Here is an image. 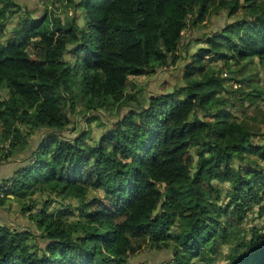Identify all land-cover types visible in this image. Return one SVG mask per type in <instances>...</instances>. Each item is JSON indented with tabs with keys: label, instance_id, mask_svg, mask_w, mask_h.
<instances>
[{
	"label": "trees",
	"instance_id": "16d2710c",
	"mask_svg": "<svg viewBox=\"0 0 264 264\" xmlns=\"http://www.w3.org/2000/svg\"><path fill=\"white\" fill-rule=\"evenodd\" d=\"M65 1L81 14L0 0V208L19 204L45 242L0 224V264H264V0ZM224 10L237 19L201 37L182 84L143 98ZM72 114L115 120L67 138Z\"/></svg>",
	"mask_w": 264,
	"mask_h": 264
},
{
	"label": "rangeland",
	"instance_id": "374dc122",
	"mask_svg": "<svg viewBox=\"0 0 264 264\" xmlns=\"http://www.w3.org/2000/svg\"><path fill=\"white\" fill-rule=\"evenodd\" d=\"M18 4L21 5V7L23 8L22 10H28L32 13L33 17H40L44 14L45 10H48V12L51 14V12L53 10H55V13L58 15H61L62 19H64V21L69 18V13L74 11L76 14H81L78 8H76L73 4H68V6L71 7H64L67 3L65 0L61 1V2H57L54 5L51 3V1H47V0H15ZM79 2V0H76ZM75 2V1H74ZM50 7H52V9L50 10ZM56 8V9H55ZM21 11V12H23ZM71 14V13H70ZM73 14L70 16V18L73 17ZM17 15H14L9 22L7 23L8 25V29L9 31L12 29V27L15 24ZM79 19L80 17H76V19ZM241 18V17H239ZM237 18L234 17H228L227 16V12L226 10L221 11L217 14H210L206 20V24H202L199 25L197 28H190L188 29V31H186L185 33H183V39L180 42L181 46L184 48V46L186 45V47L188 48L187 51H184L183 48H181V52L184 55V59L176 66V67H172L170 66V68H167L166 70L160 71L156 76L149 78L147 80H145L143 82V84L141 85V90L140 92L137 91L138 95L140 93L141 96H143V98L148 97L149 95H153V94H158L160 92H166V91H172L174 89V87L181 85L182 84V71L183 68L185 66V64L190 60V56L192 53H194L198 47H200L202 45V43H204V41L207 40V38L209 37V35H211L214 32H217L218 30H220L226 23L228 22H232ZM78 23H81V19L78 20ZM201 37L203 38V42L202 43H198V41L201 40ZM185 44V45H182ZM204 45V44H203ZM183 50V51H182ZM210 65L214 66V69L217 70L220 67H223V64L220 62H213L210 63ZM261 73H264L263 71ZM223 74H228L227 70L224 69L223 70ZM227 87L232 85L233 82L232 81H228L227 83ZM228 98V96H226ZM231 98V97H229ZM133 106V105H132ZM130 106L124 107L121 111V114H123L124 112H126L128 109H130ZM233 113L235 114L236 117L239 118H243V116L247 113L249 117H253L256 116V112L252 107H249L246 111V113H242L241 110H237V111H233ZM71 118L73 119V125L69 128L70 130L65 131L64 135H66L67 138H74L76 137L81 129H87L88 127L91 128L92 133L91 136L93 139H95L98 135H100V133H102V131L105 129V126L109 123V122H113L115 120V118H111L110 116L107 117L108 120L104 119L105 123L102 124L98 121H92L91 123H87L86 119L84 118H78V115H71ZM84 120V121H82ZM80 121H82L80 123ZM108 122V123H106ZM86 123V124H85ZM90 124V125H89ZM110 124V123H109ZM105 125V126H104ZM87 127V128H86ZM41 135V134H40ZM42 136L37 137L36 138V142H38L40 140ZM91 141V140H89ZM25 155H20L14 159H11L10 161L6 162L5 159L2 157L1 159V165L3 164H12L15 161L18 162L15 163L16 165H18L17 167H20L23 164V159H24ZM4 169L6 168H0V174H2L4 172ZM13 169V168H10ZM8 170V173L10 174L12 171ZM65 202H69V200H64ZM19 204L14 203L11 204V206H6L5 208H0V224H6L7 226H10L11 228H15V229H19V230H30L33 232L34 234V238L35 241L40 245V246H44L45 242L42 240V238L40 237V235L38 234V232L36 231L35 227H34V223H31L27 220L26 216L23 215V213L20 210V206H18ZM51 209L50 211H56L59 207L60 204L57 203H51L50 205ZM57 208V209H56ZM230 248H225L224 249V254H227L230 252ZM165 255V257H164ZM162 256V260L158 263H153V264H163L167 257L166 254H164ZM223 258V257H222ZM220 262H224L226 261V258H223L221 260H219Z\"/></svg>",
	"mask_w": 264,
	"mask_h": 264
},
{
	"label": "crops",
	"instance_id": "0c3cea01",
	"mask_svg": "<svg viewBox=\"0 0 264 264\" xmlns=\"http://www.w3.org/2000/svg\"><path fill=\"white\" fill-rule=\"evenodd\" d=\"M163 255L164 254L162 252H145V253L139 255L138 257H135V260L134 261L132 260V263H135V264L158 263L162 260Z\"/></svg>",
	"mask_w": 264,
	"mask_h": 264
},
{
	"label": "built area",
	"instance_id": "2783aa9c",
	"mask_svg": "<svg viewBox=\"0 0 264 264\" xmlns=\"http://www.w3.org/2000/svg\"><path fill=\"white\" fill-rule=\"evenodd\" d=\"M52 9V7H50V10Z\"/></svg>",
	"mask_w": 264,
	"mask_h": 264
}]
</instances>
